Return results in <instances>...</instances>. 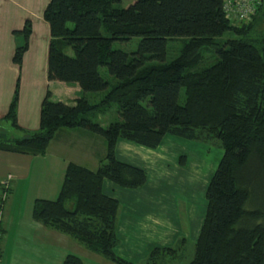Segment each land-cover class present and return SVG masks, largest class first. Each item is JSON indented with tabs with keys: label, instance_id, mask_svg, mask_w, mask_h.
I'll list each match as a JSON object with an SVG mask.
<instances>
[{
	"label": "trees",
	"instance_id": "1",
	"mask_svg": "<svg viewBox=\"0 0 264 264\" xmlns=\"http://www.w3.org/2000/svg\"><path fill=\"white\" fill-rule=\"evenodd\" d=\"M47 0L41 15L49 27L46 75L77 83L73 103L52 100L47 88L39 104L38 126L23 130L15 121L18 80L0 117V149L42 154L59 127L81 126L104 140L95 168L67 161L53 198L34 197L30 217L66 233L114 264H160L183 251L173 245L151 247L141 261L118 256L115 222L119 202L101 191L106 177L123 187L145 180V170L113 154L123 137L148 147L162 134L218 142L221 155L205 184V206L186 264H264V207L252 194L264 177V0L247 21L225 18L222 0ZM13 48L19 64L30 31L26 19ZM225 32L231 34L222 38ZM137 35L135 48L113 47V40ZM184 35L177 54L164 60L165 43ZM214 60L202 65L201 51ZM104 66L107 74L99 71ZM91 101L88 91H100ZM115 103L117 116L105 124L90 115ZM184 155H179L182 163ZM10 188L0 183V209ZM1 221V219H0ZM1 225V222H0ZM1 233V226H0ZM61 264H82L74 253Z\"/></svg>",
	"mask_w": 264,
	"mask_h": 264
},
{
	"label": "crops",
	"instance_id": "2",
	"mask_svg": "<svg viewBox=\"0 0 264 264\" xmlns=\"http://www.w3.org/2000/svg\"><path fill=\"white\" fill-rule=\"evenodd\" d=\"M46 2L0 0V117L5 113L17 78L15 121L26 131L38 126L39 104L47 88L52 100L64 103H73L81 93L77 83L47 79L49 27L41 15ZM26 19L30 28L27 46L19 64H15L12 51L21 41L16 30L21 29ZM2 122L0 119V125ZM202 146L200 140L169 133L162 134L153 147L116 137L113 154L123 162L141 166L146 177L135 187H123L102 178L101 191L119 202L115 222L117 243L112 248L118 256L141 261L154 245H173L179 237H184V245L186 239H195L204 212L205 184L210 176L207 173L210 164L206 167L202 159ZM104 147L100 134L81 126H66L55 129L42 154L0 149V183L10 188L1 205L0 255L5 243H11L10 250L13 248L7 253L5 264H47L54 260L67 234L33 220L31 202L34 197L51 198L57 194L67 161L95 168L103 157ZM181 154L184 158L179 163ZM21 197L27 215L22 214Z\"/></svg>",
	"mask_w": 264,
	"mask_h": 264
},
{
	"label": "rangeland",
	"instance_id": "3",
	"mask_svg": "<svg viewBox=\"0 0 264 264\" xmlns=\"http://www.w3.org/2000/svg\"><path fill=\"white\" fill-rule=\"evenodd\" d=\"M132 0H120L119 4L121 5H126L128 3H130ZM264 3V2H263ZM264 25V20L260 21L258 23V25L256 27L261 28ZM230 32H225L221 35L222 38H226L230 35ZM138 36L137 35H133L131 36L129 39L127 40H113L111 42L113 47H118V48H123L126 51H131L135 48V43L137 41ZM185 38L184 35H180V36H173L171 38H169L166 43V49H165V53L163 55L164 60H169L170 58H172V56H174L175 54H177V50L180 47V43L181 40ZM201 55H202V59L200 61V64L205 65L208 63H211L214 58L215 55H213V53L209 50V49H203L201 51ZM99 71L102 73L107 74V72H105V68L104 66H100L99 67ZM102 94V90L100 91H88V96L89 99L92 101H97L100 99V95ZM117 113H116V107H115V103L112 101L109 106L107 107V109L101 111V112H96L90 115V117L95 120L98 121L100 124H105L108 121L113 120L114 118H116ZM1 128L3 130H5V132H9L10 134H13V131L11 130L10 125L8 124L7 121H3L1 123ZM189 139V138H187ZM189 140H194V139H189ZM197 141V140H194ZM214 141V140H213ZM203 142L204 147L202 146V148H200L201 154H202V159H204L206 167L210 164V167L207 170V173H210L211 170H213L212 168L215 167L217 160L219 158V156L221 155V149L220 146L216 144V142ZM203 150L205 151V154H203ZM257 186H255V189L253 191L252 194V204L255 206H260V207H264V177L260 178V180L256 183ZM55 197V196H54ZM53 198V197H51ZM23 199L21 197V201H20V205H22V214L24 213V206L22 203ZM5 206V204H4ZM4 206H3V211H4ZM26 208V206H25ZM9 209H7V213H8ZM24 215H27V213H24ZM23 215V216H24ZM65 236V240L64 243H62V245L60 246V248L58 249L57 253L55 254L54 260H49L47 264H60L61 258L63 257V255L67 254V253H74L76 255H78L82 261L83 264H114V262L110 261L109 259L104 258L102 255H100L98 252H94L91 251L89 249H87L83 244H81L79 241H77L76 239L72 238L71 236ZM194 239H186V242L184 244V248L183 251L177 256L174 257H165L162 258V261L160 262V264H186L187 261L190 259V255L191 252L193 250V243ZM2 243V242H1ZM0 243V244H1ZM11 243L7 242L5 243V246L3 244V255H0V263L1 264H5V261L7 260V256H8V252H12V249L10 250L9 245ZM1 247V245H0ZM61 252V256L58 254Z\"/></svg>",
	"mask_w": 264,
	"mask_h": 264
},
{
	"label": "built area",
	"instance_id": "4",
	"mask_svg": "<svg viewBox=\"0 0 264 264\" xmlns=\"http://www.w3.org/2000/svg\"><path fill=\"white\" fill-rule=\"evenodd\" d=\"M256 2L257 0H222L221 8L225 18L234 21H247L250 19ZM1 183L6 185L4 182Z\"/></svg>",
	"mask_w": 264,
	"mask_h": 264
}]
</instances>
